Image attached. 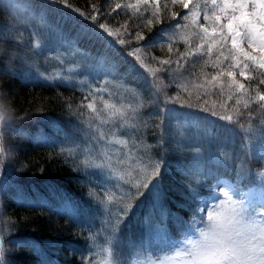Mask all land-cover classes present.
I'll use <instances>...</instances> for the list:
<instances>
[{
	"label": "trees",
	"instance_id": "1",
	"mask_svg": "<svg viewBox=\"0 0 264 264\" xmlns=\"http://www.w3.org/2000/svg\"><path fill=\"white\" fill-rule=\"evenodd\" d=\"M24 4L44 19L54 33L61 32L64 39L72 41L86 54L85 57L109 70L112 79L130 89L131 99L140 103V113L136 118L140 123L134 127L135 140L144 142L148 159L159 162L157 182L162 185V190L157 203L159 207L153 206L149 193L140 196L136 193L127 201L126 205L130 204V207L125 213L126 223L133 220L132 227L127 229L123 225L118 233L139 238V231H144V228L138 221L152 217L153 213L160 215V221L168 225L170 231L171 222L182 225L181 221L193 210L198 197L211 193L216 180L225 178L244 185L247 178L240 173L241 165L244 171L248 166L252 169L262 165L260 157L247 152L250 145L264 142V134L261 133L264 114H261L258 104L245 109L246 97L240 99L239 104H233L231 100L224 102L226 93L233 90L225 84H216V80L209 83L201 95L197 90L200 91L202 85L197 88L194 101L182 86L186 84L195 89L198 79L204 81L208 74L233 64L228 57L231 56L228 54L230 50H222L221 55L216 48L208 54L205 46L200 54L181 58V53L194 52L193 47L203 41L198 27V24H206L202 10L199 20L203 21L192 24L190 20L183 19L189 15L188 9L172 4L171 0H159L161 23L154 22L148 26L147 21L156 11L151 0L148 5L139 0H62L60 3L24 0ZM117 4L121 5L119 9ZM129 4L135 7H127ZM172 12L177 13L175 18L171 17ZM109 23L124 28L123 38L128 43L121 45L100 28L101 24L108 26ZM176 24L182 27L177 29ZM138 33L145 39L137 41ZM169 36L172 38L171 52ZM11 40L0 36V45L6 48ZM135 49H139L138 53L133 51ZM137 56L140 60L136 59ZM143 59L154 70L161 67L176 69L180 75L174 81L163 78L166 73L153 76L141 62ZM163 60H171L172 64L161 65ZM17 63L19 60L15 58L13 65ZM132 65L139 71L130 70ZM234 69L236 74L240 72L237 67ZM259 71L264 70H251L248 73L252 76L250 80L239 77L252 89L250 94L253 96L256 89L264 94V85L259 84L264 77L259 76ZM0 80L13 97L17 115L24 117L13 123L12 130L4 135L11 165L18 170L17 177L3 192V208L7 213L4 228L7 236L3 238L5 264H80L83 256L80 249L85 246L86 232L82 231L84 227L78 219L84 218L91 208H97V204L94 205L88 196L89 184L74 162L64 157L56 146L39 142L35 135L40 131H50L45 123L48 118L56 120L63 129L66 127L68 131L79 134V131L72 130L74 123L69 121L73 120L74 113L79 112L81 101L86 99L85 94L71 85L30 82L19 72L9 73L4 67L3 57H0ZM160 81L166 84L168 92L175 91L189 97V103H168L177 109L175 117L188 123L187 128L192 130L190 133L187 129L189 138L176 137L173 129L175 132L177 129L164 119V100L170 97L164 90L159 93L157 101L156 89ZM206 95L214 100H208ZM200 100L205 101L202 103ZM213 111L217 114L215 117L211 115ZM250 111L255 113L251 118L248 115ZM224 116L232 119L224 121L221 119ZM166 122L171 125H166ZM222 124L227 127H222ZM140 189L144 191L143 187ZM192 189L197 193L195 199L191 195ZM64 203L73 207V216L60 209ZM178 229L176 227V231Z\"/></svg>",
	"mask_w": 264,
	"mask_h": 264
},
{
	"label": "rangeland",
	"instance_id": "2",
	"mask_svg": "<svg viewBox=\"0 0 264 264\" xmlns=\"http://www.w3.org/2000/svg\"><path fill=\"white\" fill-rule=\"evenodd\" d=\"M204 8L205 4L203 0H200V12L201 10L203 12ZM207 10L209 14L213 11L210 3L207 5ZM198 21L203 20L198 19ZM117 25L109 23L108 26H105L108 31L103 30L107 35L108 32L113 33V35H108L112 39L124 40V28ZM205 26H208L207 23ZM209 31L211 32L210 27ZM0 36L13 40L6 49L16 51V58H18L19 63L14 65L12 71L19 72L23 79L30 82H59L75 85L85 94L86 99L81 101L79 112L74 113L73 120L69 121L71 124L74 123L72 130L79 131V134L68 131L66 127L63 129L56 120L48 118L45 123L48 124L50 131L39 132L35 135L37 140L56 146L64 157L74 162V166L82 172L83 179L89 184L88 196L94 205L97 204L98 208H91L90 211H86L84 218L78 219L84 227L82 231L86 232L85 246L80 249L83 252V258L80 259L81 264H188V258L184 252L191 247L189 241L199 238V229H207L210 223L208 220L209 213L218 214L231 207L264 204V142H262L250 145L247 150L248 153L250 151L252 155L260 157L262 163L261 166L256 165L252 169L248 166L244 171L243 174L249 183L237 185L229 180H218L213 185L209 196L199 198L196 213L184 219L183 228L174 238H165L166 226H152L148 217L143 218L138 223L144 228L147 227L148 234L156 237L155 241H152L151 251H149L144 239L136 242L130 234L117 233L119 230L117 228L123 226V222L127 229L132 227L133 220L125 224V213L130 207V204L128 206L126 203L136 193L139 196L146 193L151 194L153 206L159 207L157 203L159 202L161 186L157 179L153 182L151 190L144 189L142 191L140 189L139 192L136 191L137 184L147 182L144 180V176L151 173L152 167L160 165L159 162L154 159L150 160L145 156L144 142L135 140L136 128L134 127L139 126L140 123V120H136L140 113L139 101L131 99L132 91L114 81L109 70L88 59L87 56L85 57L86 54L79 50L72 41L64 39L65 37L61 32L56 33L55 31L54 33L45 20L32 12L30 7L25 4L18 6L16 0H0ZM210 42L209 40L200 41L193 47V50L195 51L196 47L200 45L207 48ZM243 47L247 51H252L247 47V44H244ZM216 48L220 53L222 50L227 52L231 48L230 41L227 42L224 49L214 45L213 51ZM228 54L231 53L228 52ZM255 54L258 55V53ZM229 61L232 63L231 58ZM141 62L150 72L154 70V67L145 59ZM242 67L243 64L241 63L237 69L240 71ZM221 70L218 69L215 70V73L208 74L204 78L205 82L203 79H198V87L195 89L183 84L182 86L187 91L186 95L190 97V100L194 101L197 98L194 91L201 85L202 89L197 90V94L201 95L208 89L209 83L214 81L213 76L217 77L216 84L229 86L230 78L226 74L220 75V73H226L229 70L234 72L235 69L229 65L228 68H221ZM234 74L237 80L239 77L243 78L239 73L234 72ZM165 91L170 97L167 100L168 103L174 104L177 101L182 104L190 101L189 97H183L181 93ZM207 98L214 100L210 96ZM237 99L238 97L233 90L226 93L223 101L229 103L231 100L230 102L235 104ZM204 101L200 100L202 103ZM211 102L213 103V101ZM88 103H94L96 111L88 109ZM105 104L120 109L122 115H113L112 108L106 109ZM168 106L173 107L172 104ZM164 107L165 105L163 109ZM175 113L168 118L173 128L177 129L176 132L173 129L176 133L174 135L178 138H189L187 129L190 133L192 130L187 128L188 123L186 121L177 119ZM170 122H166V125H171ZM10 129H0L3 138L5 132H10ZM120 140H123L124 143H118ZM7 148L6 145V158L3 163H0V246L4 243L2 238L7 236V232L4 230L7 213L3 208V192L6 186L17 177L18 173V170L11 165ZM109 160L112 161V165H108ZM118 162H123V167L118 166ZM97 164H102L103 167H95ZM221 182L233 186V191L230 192L229 197L223 196ZM214 196L218 198L213 199ZM229 200L234 203H229ZM221 202H223L222 205ZM60 209L72 216L74 215L73 207L70 204L64 203ZM93 220H97L95 224ZM146 220L148 221L147 224L145 223ZM115 244L116 246L119 244V246L115 247ZM119 250L124 253V258L120 256ZM126 255L128 258L125 260Z\"/></svg>",
	"mask_w": 264,
	"mask_h": 264
},
{
	"label": "snow or ice",
	"instance_id": "3",
	"mask_svg": "<svg viewBox=\"0 0 264 264\" xmlns=\"http://www.w3.org/2000/svg\"><path fill=\"white\" fill-rule=\"evenodd\" d=\"M50 2L60 3L62 0H50ZM139 2L145 5L149 4V0H139ZM203 2L205 4L203 19L208 26L198 24V19L201 15L199 10L200 0H171L172 4H179L182 8L189 10V15L184 16L183 19L185 21L190 19L192 24H198L200 32L202 33L201 40L211 41L207 45L208 54L213 52L214 45L224 49L227 42L230 41L231 60L233 61L231 68L234 69L242 63L243 67L240 69V76L244 77L245 80H250L252 76L248 75V73L251 70H264V0H203ZM151 3L156 5V11L153 13V17L147 21L148 26L154 22L157 24L161 23L159 0H151ZM209 3L213 9L211 14L207 10ZM16 5L23 6L24 0H16ZM120 7V4L116 5L117 9ZM127 7L132 8L135 6L129 4ZM176 16V12L171 13L172 18ZM175 27L179 29L182 25L176 24ZM209 27L211 28V32L209 31ZM100 28L108 31L103 24L100 25ZM108 35H113V33L108 32ZM144 39L145 37L143 35L137 34V41ZM167 39L169 41L168 48L171 52L172 38L169 36ZM119 43L125 45L128 42L120 40ZM244 44H247V47L252 49V51L245 50L243 47ZM202 47V45L197 46L194 52L181 53V58L187 59L189 56L200 54ZM133 51H139V49ZM255 53H258V55ZM221 55H223L222 52ZM136 59L140 60V57L137 56ZM160 63L161 65L169 66L172 64V61L163 60ZM215 66L214 64L213 67ZM130 70L139 71L135 65H132ZM151 71L153 76H156L158 73H166L163 78L173 81L180 75L176 69L165 67ZM225 74L231 81L229 85L230 90H234L238 97L237 104L240 103L241 97H246L244 101L245 109H251L255 103L259 105L261 114H264V94L259 89H256L255 96L251 95L252 89L245 83L237 80L232 70L226 73H220V75ZM258 74L264 77V71H259ZM212 79L216 80L217 77L213 76ZM259 84L264 85V79H260ZM166 87L162 82L157 87V101H159V93L164 91ZM164 105L165 107L162 111L164 119L166 120L177 109L175 107H169L167 100H164ZM87 108L96 111L94 103H88ZM105 108H112L113 115H122L120 109L114 106L105 104ZM239 114L243 115V113ZM254 114L251 111L248 113L250 118ZM211 115L215 117L217 114L213 111ZM221 119L229 121L232 117L224 116ZM221 126L227 127L224 124ZM11 127V124L2 125L0 129ZM261 133L264 134V129L261 130ZM118 143L123 144L124 141L120 140ZM5 158L6 149L4 147V138L0 134V163H3ZM107 163L108 165H112V161L110 160ZM118 166L123 167V162H118ZM95 167L100 168L103 165L97 164ZM240 173L241 175L244 173L242 165L240 167ZM159 174V166H153L151 173L144 176V180L147 182L137 184L136 191L139 192L140 187H143L145 190H151V186ZM120 179H123V177H120ZM221 184L223 187V196L229 197L230 192L233 191V186L224 182H221ZM191 195L193 199L196 198L197 193L195 189L191 190ZM217 198L215 196L213 197V199ZM229 203L234 202L229 200ZM222 204L223 202H221ZM178 206L186 207L187 205ZM208 220L210 223L207 229H199V238L189 241L191 247L184 252V255L188 258V264H264V204L231 207L218 214L209 213ZM145 223L147 224L148 221L146 220ZM181 223L183 222L181 221ZM0 264H5L2 247H0Z\"/></svg>",
	"mask_w": 264,
	"mask_h": 264
},
{
	"label": "clouds",
	"instance_id": "4",
	"mask_svg": "<svg viewBox=\"0 0 264 264\" xmlns=\"http://www.w3.org/2000/svg\"><path fill=\"white\" fill-rule=\"evenodd\" d=\"M14 49H6L0 45V57L4 59V67L10 73L14 67L13 61L16 58ZM24 117L17 115V108L14 105L13 97L8 89L3 87V81L0 80V126L20 122Z\"/></svg>",
	"mask_w": 264,
	"mask_h": 264
}]
</instances>
